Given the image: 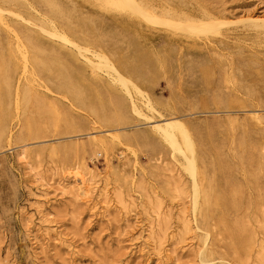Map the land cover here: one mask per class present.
I'll return each mask as SVG.
<instances>
[{"label":"rangeland","instance_id":"1","mask_svg":"<svg viewBox=\"0 0 264 264\" xmlns=\"http://www.w3.org/2000/svg\"><path fill=\"white\" fill-rule=\"evenodd\" d=\"M132 2L139 10L0 0L1 45L20 56L16 88L59 103L64 121L53 127L35 102L28 114L16 105L23 92L13 97L0 144V264H264V0ZM36 32L48 49L28 48ZM59 55L80 72L34 74ZM69 75L122 99L111 123L77 103ZM174 122L182 151L161 128Z\"/></svg>","mask_w":264,"mask_h":264},{"label":"bare ground","instance_id":"2","mask_svg":"<svg viewBox=\"0 0 264 264\" xmlns=\"http://www.w3.org/2000/svg\"><path fill=\"white\" fill-rule=\"evenodd\" d=\"M47 1V0H46ZM126 2L127 5H129V7H133L132 8H136L138 6L135 5V2H132V0H123ZM52 2V1H51ZM64 2V1H63ZM115 2V1H114ZM119 2V1H118ZM106 3V2H105ZM195 3V2H194ZM1 4V3H0ZM64 4V3H63ZM115 4V3H114ZM46 5V4H45ZM117 6V4H115ZM119 6L120 3H118ZM123 5V3H122ZM126 5V7H127ZM135 5V6H134ZM106 6V5H105ZM113 6V5H112ZM124 6V5H123ZM6 7V6H5ZM109 7V6H108ZM125 7V8H126ZM134 8V9H135ZM121 9V7H120ZM138 9V7L136 8ZM141 9V7H140ZM185 9V8H184ZM122 10V9H121ZM139 10V9H138ZM153 10V9H151ZM137 11V10H135ZM141 11H143L141 9ZM140 11V12H141ZM156 11V10H155ZM2 10H0V21L3 20V17H2ZM145 12V11H144ZM144 12H141L142 14ZM58 13V12H57ZM4 14V12H3ZM9 14V13H8ZM14 14V13H12ZM137 14V12H136ZM139 14V13H138ZM146 16V18L152 22H155V23H158V22H161L159 19L158 20V16L155 17L154 15L150 14V13H144ZM5 16V14H4ZM12 16V15H11ZM19 17V16H18ZM57 17V16H56ZM59 17V16H58ZM26 19V18H25ZM64 20V19H63ZM187 20V19H186ZM191 20V19H190ZM12 21V20H11ZM171 22V21H170ZM174 22V21H173ZM171 22V23H173ZM162 23V22H161ZM160 23V24H161ZM167 23V22H166ZM192 24H190V30L192 31V33L195 31V32H198L200 30H202L203 26H201L202 28H200V30L198 29V26H197V23H193L191 22ZM253 23V22H252ZM6 24V23H5ZM168 24V23H167ZM255 24V23H254ZM29 25V24H28ZM154 25V24H153ZM165 25V24H164ZM169 25V24H168ZM174 25V24H173ZM182 25V24H181ZM252 25V24H251ZM53 26V25H52ZM155 26V25H154ZM157 26V25H156ZM172 26V24L170 25ZM176 26V24L174 25ZM256 26V25H255ZM59 27V26H58ZM173 27V26H172ZM179 27V25H178ZM184 27H187L184 25ZM257 27V26H256ZM255 27V29H256ZM264 27V26H263ZM43 30L45 32H48L44 27H42ZM183 27H181V30ZM186 29V28H185ZM188 29V28H187ZM9 30V29H8ZM12 30V29H11ZM42 30V29H41ZM177 30H180V28ZM198 30V31H197ZM205 29H203L204 31ZM36 31V30H35ZM52 31V30H51ZM189 31V29H188ZM178 32V31H177ZM183 32V31H182ZM185 32V31H184ZM201 32V31H200ZM39 33V32H38ZM58 32L56 33H51L53 36H58L57 38H61L63 41H66L68 43V41H70L66 36H59L57 34ZM37 34V32H36ZM197 34H195L196 36ZM26 36V40H27V45H28V48L30 50H32L33 52L35 51H40L41 50V47H45L46 49H48V46L41 42V40L39 39L38 37V34L37 36L35 34H30L28 33L27 35L25 34ZM39 36H40V33H39ZM43 37V34L41 35ZM44 39V38H43ZM46 39V38H45ZM254 39V38H253ZM49 40V39H48ZM50 41V40H49ZM52 41V40H51ZM58 41V40H57ZM54 42V41H52ZM1 41H0V144H1V139H3L5 136H6V130H7V123H8V120L11 116V111H12V107H13V97L15 95H20V92L22 93L23 92V95L21 98H18L17 100L15 99V103L18 107H22L25 111V113L28 114V112L30 111V108L33 106V102L36 103V109L38 111V114H40L44 119H45V122L47 124H50L51 126L53 127H56V128H59V126L61 125V123H64L63 121V117H62V113H61V106L59 103H55V102H48L46 98L44 97H40L39 95H36L34 94V90H33V87H29V88H25L23 89V85H22V89L18 86V88H16V76L18 74V71L21 70L20 67L17 65V61H18V57L20 58L19 54H18V51H14L13 48L9 47L8 48H5L3 45H1ZM55 43V42H54ZM52 43V44H54ZM70 44V42H69ZM76 44V43H75ZM57 45V43H56ZM55 45V46H56ZM68 45V44H67ZM76 48L82 52V49L78 46V45H75ZM60 47V46H59ZM52 48V47H51ZM62 48V47H60ZM52 49H55V48H52ZM56 52H59V50H54ZM77 51V50H76ZM73 52V51H72ZM76 52H74L73 54H75ZM23 54V53H21ZM83 54V52H82ZM77 55V54H75ZM247 55V54H246ZM73 56V55H71ZM22 57V56H21ZM24 59H25V68L24 70L26 71L27 68H28V58L29 57H25L23 56ZM61 56L59 55L56 56V57H53L51 59V63L47 62V61H43V62H39V63H42V64H35L33 65V72L34 74H37V73H44V74H48L50 76L51 73L53 72H57L58 74H62V75H65L66 74H69L70 73V70L73 68L74 70H71L73 74L77 75L80 71L77 70L78 68H75L76 66L74 65H71L69 66L62 58H60ZM76 56L72 57V60H78L77 58H75ZM101 59V62L100 64L103 62L105 63L109 68H116L115 65H112L110 62V60L103 56V55H99L97 56ZM51 58V56L48 58V60ZM60 58V59H59ZM80 59V57H78ZM157 58V57H156ZM88 61V60H87ZM20 62V61H18ZM31 62V61H30ZM75 62V61H74ZM89 64L92 65L93 67L97 66L98 64L92 60H89ZM34 63V62H33ZM77 64L80 63L79 61L76 62ZM79 65V64H78ZM258 67V66H257ZM97 71V70H96ZM117 72V71H116ZM120 72V71H118ZM72 74V75H73ZM21 75V73H20ZM72 75H69L67 77L68 80L65 81V85L63 86H66V87H72L74 86V89L71 91L72 94L75 95V98H76V101L77 103H79L81 106L83 107H86L88 109H91L93 110L94 112L98 113L101 117H102V120L109 124L111 123V116L109 114V111H110V108L111 107H114L115 105H118L119 106H124V104L122 103V99L121 100H118L119 98H115L116 96H114L113 92L112 91H108L106 93H101L99 90H97V88L94 86H89V85H82V86H77L76 85V81H73L72 78L73 76ZM72 76V78H71ZM122 77V75H120ZM18 77V76H17ZM51 78V76H50ZM19 80V77L17 78ZM99 79V78H98ZM21 80V79H20ZM19 80V81H20ZM79 80V78H78ZM124 80V79H123ZM122 80V82L124 84H126L124 81ZM98 81V80H97ZM81 82V81H80ZM83 82V81H82ZM91 82V81H90ZM94 82V81H92ZM99 82V81H98ZM84 83V82H83ZM96 83V82H95ZM18 84V83H17ZM33 84V83H32ZM106 84V83H105ZM29 85V84H28ZM107 85V84H106ZM38 90V89H37ZM39 92V90H38ZM47 97V96H46ZM50 99V98H49ZM121 101V102H120ZM110 105V106H109ZM114 105V106H113ZM109 107V108H108ZM18 109V108H17ZM20 109V108H19ZM19 113V112H18ZM25 115V114H24ZM125 116H127L126 118H129L128 114H125ZM63 121V122H62ZM30 123V124H29ZM28 125H29V128H31V121H29ZM45 123V124H46ZM179 125L181 123H178V122H174V123H170L168 124L167 126L165 127H161L163 132L165 133L166 137L168 138V140H170L171 144L174 145L175 147H178L180 149V151H182V145L180 144L179 142V138H177L178 136L176 135L175 132L172 131V128H174L176 125ZM37 125V124H36ZM26 126V125H25ZM31 135L33 134H39V131L38 130H33V126L31 128ZM184 135V134H183ZM186 136V135H185ZM187 138V137H186ZM188 140V139H187ZM188 148L191 150V151H194V147L191 145L190 142H188ZM193 159V158H192ZM187 164H188V169L190 170V172L192 173V175L196 178L195 180V190L198 191L200 190L198 187L200 186V184L198 183V172H197V168H196V164H195V161L194 160H191V159H187ZM75 181L78 182V188H77V192H78V196H80L81 198H89V194H90V184L88 183V181L85 179L84 176L81 175V173H78L76 172L75 173ZM200 192V191H199ZM198 193V192H197ZM196 194V193H195ZM200 194V193H199ZM197 195V194H196ZM197 197V196H196ZM78 198V197H77ZM205 198V202L206 203H210V197L205 195L204 196ZM197 203V202H196Z\"/></svg>","mask_w":264,"mask_h":264}]
</instances>
